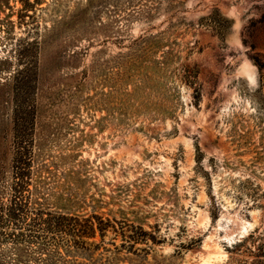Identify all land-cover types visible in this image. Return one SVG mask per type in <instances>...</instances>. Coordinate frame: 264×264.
<instances>
[{
	"label": "rangeland",
	"instance_id": "374dc122",
	"mask_svg": "<svg viewBox=\"0 0 264 264\" xmlns=\"http://www.w3.org/2000/svg\"><path fill=\"white\" fill-rule=\"evenodd\" d=\"M19 145L30 207L96 227L19 264H264V0H0L3 202Z\"/></svg>",
	"mask_w": 264,
	"mask_h": 264
},
{
	"label": "trees",
	"instance_id": "16d2710c",
	"mask_svg": "<svg viewBox=\"0 0 264 264\" xmlns=\"http://www.w3.org/2000/svg\"><path fill=\"white\" fill-rule=\"evenodd\" d=\"M22 138H24L22 136ZM24 141V139H22ZM32 149L26 145L16 147V156L12 166L13 176L10 186V198L7 202L0 201V241L11 239L13 244H19V239L30 237L38 239L41 232L65 233L73 236V245L84 247L83 236L95 234V223L92 218L81 220L78 216L54 214L42 209L31 208L28 188L30 182V161ZM47 214V216H44ZM84 221V222H83ZM103 221L99 219L98 228L102 230ZM26 231H29L26 234ZM79 237L80 239H78ZM42 239V238H41ZM70 246V244H69ZM16 257L0 252V264H19Z\"/></svg>",
	"mask_w": 264,
	"mask_h": 264
},
{
	"label": "bare ground",
	"instance_id": "6f19581e",
	"mask_svg": "<svg viewBox=\"0 0 264 264\" xmlns=\"http://www.w3.org/2000/svg\"><path fill=\"white\" fill-rule=\"evenodd\" d=\"M222 235V234H221ZM221 235H220V237H221ZM223 235H224V233H223ZM241 235V234H240ZM244 235V234H243ZM209 239L211 240V237H209ZM212 242H213V244L212 245H209V244H205V248H211V247H213L214 248V250L212 251L213 253H221V247H220V245H219V243H218V241H214V240H212Z\"/></svg>",
	"mask_w": 264,
	"mask_h": 264
}]
</instances>
